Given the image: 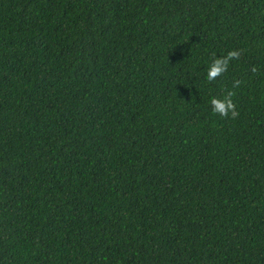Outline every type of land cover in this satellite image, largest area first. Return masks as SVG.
I'll return each mask as SVG.
<instances>
[{
	"label": "trees",
	"instance_id": "1",
	"mask_svg": "<svg viewBox=\"0 0 264 264\" xmlns=\"http://www.w3.org/2000/svg\"><path fill=\"white\" fill-rule=\"evenodd\" d=\"M0 264H264V0H0Z\"/></svg>",
	"mask_w": 264,
	"mask_h": 264
},
{
	"label": "clouds",
	"instance_id": "2",
	"mask_svg": "<svg viewBox=\"0 0 264 264\" xmlns=\"http://www.w3.org/2000/svg\"><path fill=\"white\" fill-rule=\"evenodd\" d=\"M241 55L242 50L233 49L228 51L227 54L223 57L214 58L207 72V81L212 82L217 78L223 76L228 71L230 63L233 60H239ZM252 71L255 72L256 69L253 67ZM241 83V80L234 79L232 86L233 89L239 88ZM235 94V91L228 90L226 91L223 98L213 97L211 99L212 111L223 118H237L239 116V112L233 100Z\"/></svg>",
	"mask_w": 264,
	"mask_h": 264
}]
</instances>
